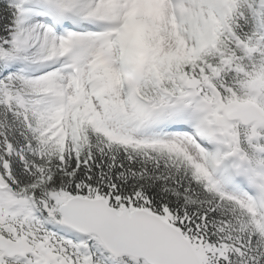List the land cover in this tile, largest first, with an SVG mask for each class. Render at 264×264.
<instances>
[{
    "label": "snow or ice",
    "instance_id": "1",
    "mask_svg": "<svg viewBox=\"0 0 264 264\" xmlns=\"http://www.w3.org/2000/svg\"><path fill=\"white\" fill-rule=\"evenodd\" d=\"M0 264H264V0H0Z\"/></svg>",
    "mask_w": 264,
    "mask_h": 264
}]
</instances>
